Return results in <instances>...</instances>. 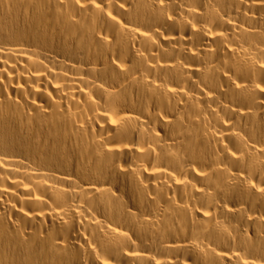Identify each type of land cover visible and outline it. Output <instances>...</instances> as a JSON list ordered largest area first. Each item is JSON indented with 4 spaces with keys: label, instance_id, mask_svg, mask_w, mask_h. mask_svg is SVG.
Returning <instances> with one entry per match:
<instances>
[{
    "label": "bare ground",
    "instance_id": "6f19581e",
    "mask_svg": "<svg viewBox=\"0 0 264 264\" xmlns=\"http://www.w3.org/2000/svg\"><path fill=\"white\" fill-rule=\"evenodd\" d=\"M0 264H264V0H0Z\"/></svg>",
    "mask_w": 264,
    "mask_h": 264
}]
</instances>
